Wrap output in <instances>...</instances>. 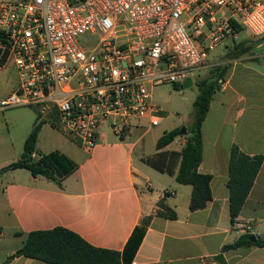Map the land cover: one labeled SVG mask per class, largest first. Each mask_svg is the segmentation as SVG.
<instances>
[{
	"label": "crops",
	"instance_id": "obj_1",
	"mask_svg": "<svg viewBox=\"0 0 264 264\" xmlns=\"http://www.w3.org/2000/svg\"><path fill=\"white\" fill-rule=\"evenodd\" d=\"M241 43L250 49L227 62L230 68L224 87L215 93L202 125L203 157L198 171L212 177V199L202 209L189 208L191 185L178 183L175 175L144 161L159 151L156 144L152 153L140 145L143 133L135 142L124 138L107 142L105 129L102 142L91 153L82 149L83 155L67 137L45 150L44 126L60 132L49 122L55 116L42 115L37 106L8 110L28 108V115L0 110V169L21 157L37 118L45 121L37 150L44 155L57 151L76 165L62 186L26 169L0 175V264L25 244L30 232L56 227L77 233L95 247L122 253L148 217L145 235L130 264H264V248L224 249L243 234L264 238V161L236 223L230 212L231 149L238 146L247 155L264 157V38L250 34ZM238 45H229L234 46L232 53ZM18 85L14 68L0 66V99ZM32 117L29 124L27 118ZM185 143L186 137L180 136L163 150L181 151ZM161 200L175 218L157 215ZM249 224L251 231L241 229ZM7 264L51 263L17 256Z\"/></svg>",
	"mask_w": 264,
	"mask_h": 264
},
{
	"label": "built area",
	"instance_id": "obj_2",
	"mask_svg": "<svg viewBox=\"0 0 264 264\" xmlns=\"http://www.w3.org/2000/svg\"><path fill=\"white\" fill-rule=\"evenodd\" d=\"M243 30L264 38V0H0L1 66L19 77L0 110L40 107L87 153L107 128L144 136L164 119L153 88L184 83Z\"/></svg>",
	"mask_w": 264,
	"mask_h": 264
},
{
	"label": "trees",
	"instance_id": "obj_3",
	"mask_svg": "<svg viewBox=\"0 0 264 264\" xmlns=\"http://www.w3.org/2000/svg\"><path fill=\"white\" fill-rule=\"evenodd\" d=\"M249 49V47L244 48L241 43L235 48L236 51L230 54V58H237ZM3 61L4 58L0 59V66ZM229 68L228 64L217 65L210 70L208 77L196 82L198 95L193 104L194 117L187 128V135L182 136L186 137V143L181 151L163 150L180 137L181 128H175L165 132L158 139L157 154L144 158V161L154 169L175 175L178 183L193 187L189 205L192 211L205 208L212 199V177L198 171L203 157L202 125L214 95L220 89V81H223ZM174 87L178 88L176 84ZM55 117L49 122L57 127ZM44 123L45 121L36 119L31 133L25 140L21 157L0 169V175L9 170L26 169L35 177L43 176L62 186L64 178L76 170V165L65 155L57 151L44 155L37 150L39 134ZM34 154L41 157L37 159ZM263 161L262 155H247L238 146H233L231 149L227 185L230 191V212L233 223H236V218L242 211ZM158 206L160 208L157 212L158 216L176 217L163 200L158 203ZM150 219L151 217L145 218L143 226L135 229L122 253L95 247L77 233L64 227H56L30 232L25 244L3 264H7L17 256L34 258L51 264H130L143 240L145 227ZM241 247L264 248V238L243 234L234 243L226 245L224 249Z\"/></svg>",
	"mask_w": 264,
	"mask_h": 264
},
{
	"label": "rangeland",
	"instance_id": "obj_4",
	"mask_svg": "<svg viewBox=\"0 0 264 264\" xmlns=\"http://www.w3.org/2000/svg\"><path fill=\"white\" fill-rule=\"evenodd\" d=\"M249 32L247 30H243L236 40V43H230V45H238L239 42L245 40L249 37ZM81 39L82 41L85 39ZM88 39V38H87ZM234 46L228 47H220L217 51H215L206 64L201 67L199 70L194 72L191 75L193 79V85L189 88L183 87V83L176 84L178 88L174 87V84L165 83L162 85H157L153 88V94L155 100L161 107L165 110L163 114L164 119L161 124L155 126L150 133L145 135V138L142 142H140L141 146H146L148 152H154L155 144L158 138H160L165 132L171 131L175 128H182L183 126L186 129L189 127L194 117V101L198 95V88L196 82L198 80L204 79L210 75V70L217 65H225L230 58L231 51L234 49ZM30 110L28 108H23L21 110L8 111V113L12 114H20L28 115ZM28 117V116H27ZM35 120V119H34ZM29 124L33 122V117L31 120L27 118ZM44 126V125H43ZM43 128V127H42ZM107 130V142L120 141L121 137L112 135L111 132ZM143 133V129L140 127H133L131 132L124 137L123 140L135 142L138 137ZM65 136L61 131L55 132L49 125H45L42 131V148L48 150L52 146H54L58 141H64ZM69 143L72 147H75L80 153L85 154L82 148L73 140L68 138Z\"/></svg>",
	"mask_w": 264,
	"mask_h": 264
},
{
	"label": "water",
	"instance_id": "obj_5",
	"mask_svg": "<svg viewBox=\"0 0 264 264\" xmlns=\"http://www.w3.org/2000/svg\"><path fill=\"white\" fill-rule=\"evenodd\" d=\"M193 79L192 78H188L184 83H183V87L185 88H189L193 85ZM180 136H185L187 135V129L185 126H183L180 130V133H179Z\"/></svg>",
	"mask_w": 264,
	"mask_h": 264
}]
</instances>
